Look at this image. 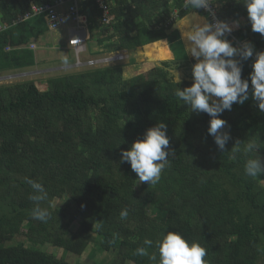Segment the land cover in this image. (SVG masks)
Instances as JSON below:
<instances>
[{
	"label": "trees",
	"instance_id": "16d2710c",
	"mask_svg": "<svg viewBox=\"0 0 264 264\" xmlns=\"http://www.w3.org/2000/svg\"><path fill=\"white\" fill-rule=\"evenodd\" d=\"M56 1L0 0V76L48 63L38 55L54 41L45 16L25 17L31 4ZM213 2L221 20L239 21L232 34L240 42L264 51V36L251 30L242 2ZM107 3L114 18L110 27L102 24L94 1L82 3L88 33L96 32L100 52L134 53L167 40L175 60L129 80L114 63L66 74L57 70L53 75H60L48 83L44 79L45 90L32 80L0 83V264H81L89 248L82 264H159L156 243L167 232L200 243L206 264H264V176L249 177L244 169L247 158L264 160V112L251 95L225 110L220 118L228 122L223 130L231 139L220 150L208 134L211 117L191 111L174 95L193 81L176 82L168 70L188 61L175 24L191 9H184V0ZM175 12L177 19L171 21ZM31 44L37 48L30 49ZM254 60L255 54L242 62V79L249 77ZM159 122L167 125L174 155L158 183L139 188L121 152ZM250 139L258 150L246 157L242 148ZM238 140L241 151L234 152ZM28 178L47 193L39 203L50 213L46 222L32 216L37 205L29 199ZM56 199L62 202L54 206ZM125 208L128 216L122 220ZM17 236L32 246L9 245ZM146 239L153 244L145 245ZM45 246L61 250V258L42 250ZM138 247L157 260L135 255ZM100 253L112 259L96 261Z\"/></svg>",
	"mask_w": 264,
	"mask_h": 264
},
{
	"label": "clouds",
	"instance_id": "9594fccd",
	"mask_svg": "<svg viewBox=\"0 0 264 264\" xmlns=\"http://www.w3.org/2000/svg\"><path fill=\"white\" fill-rule=\"evenodd\" d=\"M238 2H242L247 10L251 30L264 36V0H238ZM213 3V0H184L185 9H204L215 22L210 23L207 18L193 23L186 32L181 33L182 38H185L187 42L186 53L196 60L192 66L194 82L183 90L178 87L174 95L187 104L191 111L207 113L211 117L208 134L213 136L218 148L224 150L231 139L230 133L223 130L228 122L220 118L225 110L231 111L233 104H244L251 95V98L258 103L259 110L264 112V51H256L254 44L250 41L244 42L239 47L235 46V43L227 36L232 35L240 42L232 34L234 29L239 27V21H233L230 24L228 21L216 19L212 8ZM83 11L87 12L84 9ZM254 54L252 71L248 78L242 79V62L249 60ZM117 55L126 56L127 53H112L107 57ZM100 59L103 58L96 60ZM65 62L67 63V59ZM108 65L112 64L103 67ZM103 67H95V69ZM7 77L9 76L2 77V80ZM169 143L167 125L159 122L149 128L142 139L135 141L129 150L121 152V162L130 163L132 171L137 174L140 182L156 184L159 182L162 171L169 164V157L174 155L169 151ZM240 144L241 141H236L232 151H241ZM257 150L258 143L255 139L247 140L243 144L242 151L246 157ZM244 169L249 177L264 176V160L260 156L247 158ZM26 183L32 189L29 199L37 205L32 210L33 218L46 222L50 213L46 208L39 206V203L47 198L44 186L30 178L26 179ZM127 216L128 210L125 208L121 211L120 218L123 220ZM144 244L151 246L153 241L146 239ZM156 247L159 253V264H206L205 248L198 242H189L179 232H167L162 240L156 243ZM134 254L148 257L151 261L157 260V255H150L146 247H138Z\"/></svg>",
	"mask_w": 264,
	"mask_h": 264
},
{
	"label": "rangeland",
	"instance_id": "374dc122",
	"mask_svg": "<svg viewBox=\"0 0 264 264\" xmlns=\"http://www.w3.org/2000/svg\"><path fill=\"white\" fill-rule=\"evenodd\" d=\"M196 15H200L203 17H206L205 14H199V13H195L193 9H191L190 13L188 14V16H191L190 18H194L196 17ZM43 16V15H40ZM207 18V17H206ZM38 21V20H36ZM180 21V20H179ZM178 22V21H177ZM181 24V23H180ZM70 26H74V24H70ZM58 36V37H57ZM53 40L59 45V46H64L66 45V39H67V35H66V31H57L55 33L52 34ZM93 37V38H92ZM92 37H90L89 40H87L86 43V48L87 51H85L84 53L80 54V59L81 61L85 62V61H93L94 59L101 57V55H95L94 56V48L96 45V32H92ZM52 44V42H51ZM97 46V45H96ZM99 47V46H97ZM157 45H151V46H146V47H141L138 48L134 53H131L132 55L136 56L137 59L135 60L134 57L131 56V54H127L125 57V60H118V63L115 64H119L118 66H121L123 69V78L125 80H129L132 78H136L137 76H141L144 73L148 72L149 70H151L153 67L158 66L160 67V62L155 59H151V58H155V56L157 55L158 57L163 56V54H166L163 50H159L156 49ZM100 48V47H99ZM168 54V53H167ZM38 55L39 57H42V59H44L45 61H47L48 63L45 65H37L34 68H30L29 70H26V72L28 73H23V74H19V75H15L17 73L15 72H8V73H4L2 74L3 76H0V83H16L19 81H36L39 85V87L41 88V90H43L44 88H47L48 85L43 86L44 82V77H46V82L48 83V78H53L56 77L57 75H60L61 73H56L55 75H53V73L57 70H52V69H57L61 66H63V68H60V71L63 70L64 72H62L63 74L66 73H72V72H77L78 70H82V69H78L79 68H84L83 66L80 65H76V56L74 54L73 51H55V50H49V49H43V50H39L38 51ZM150 58V59H149ZM65 59H67V63L65 62ZM165 59V58H164ZM196 63V60L194 58L192 59H188V61H182V66L181 68H179L178 70H176L175 65L174 68H170L168 69L169 72L171 73V75L173 76L174 80L176 82L187 79L190 81H193V76H192V66ZM109 64H114V63H109ZM88 66L90 65L89 63L87 64ZM117 66V65H114ZM87 69H94V67H86ZM45 69H50L47 74L44 75H39L37 72L38 70H45ZM77 70V71H76ZM147 70V71H145ZM58 71V72H60ZM145 71V72H143ZM6 79L2 80V77L4 76H8ZM53 76V77H52ZM144 81V79H143ZM194 82V81H193ZM46 83V84H47ZM261 183H264V181L261 180ZM146 184H150L149 182H140L139 180L137 181V186L139 188H141V186H145ZM60 200L56 199L53 203L54 206L60 205ZM24 245L26 247H30L32 246V244L30 242H28V240L22 236H17L15 237V239L9 243V245ZM35 248H37L35 246ZM44 251H47L53 255H55L58 258H61L62 256V251L59 249H48L47 246L41 248ZM89 248L85 254L83 255V257L78 260L79 263L82 264V262L84 261L85 257L87 256V254H89L90 252ZM104 258H108V261L112 259V255L110 254H98L96 256V261L102 260ZM74 260V256L69 257V261H73Z\"/></svg>",
	"mask_w": 264,
	"mask_h": 264
},
{
	"label": "built area",
	"instance_id": "2783aa9c",
	"mask_svg": "<svg viewBox=\"0 0 264 264\" xmlns=\"http://www.w3.org/2000/svg\"><path fill=\"white\" fill-rule=\"evenodd\" d=\"M94 1L98 8L101 10V20L104 26L110 27L114 22V18L111 17L110 12L111 9L107 3V0H57L54 5L44 4L42 6H38L35 4H31V15L28 14L25 19H28L31 16H39L44 15L46 20V25L50 32H55L62 27L66 26L67 23L74 24V26L68 27V46L73 49V52L76 56V65H80L83 67H103L109 63L115 62L117 60H123L126 57L124 55L111 56L107 58H103L100 60H94L91 62L83 63L80 59V54L86 51V42L88 39V13L83 11L82 3ZM213 11L215 13V18L220 19L217 12L216 5H212ZM185 9V8H184ZM202 12L206 14V17L210 21V23H214L215 20L213 17L204 9H201ZM177 19V12L174 13L173 19L174 21ZM2 29V28H1ZM227 37L231 38V41L235 43V46L239 47L243 43L238 42L232 35ZM37 47L34 44L30 45V49L35 50ZM90 64L89 66L87 64ZM79 68V67H78Z\"/></svg>",
	"mask_w": 264,
	"mask_h": 264
},
{
	"label": "crops",
	"instance_id": "0c3cea01",
	"mask_svg": "<svg viewBox=\"0 0 264 264\" xmlns=\"http://www.w3.org/2000/svg\"><path fill=\"white\" fill-rule=\"evenodd\" d=\"M86 4L87 3H84V5L86 6ZM191 16H186L185 18H183V19H181L180 21H178L176 24H175V28H177L178 30H179V33H180V36H181V41H182V43L184 44V47H186V39L185 38H182V32H186L190 27H191V25L193 24V23H196V22H201V21H203V20H206L207 18L206 17H203V16H200V15H196V17H194V18H190ZM208 20V19H207ZM209 22V21H208ZM181 23V24H180ZM70 24L71 23H67V25L66 26H64V27H62L61 29H59L58 31H66V35H67V39H66V45H64V46H59L55 41H52V44L50 45L51 47L49 48V50H55V51H73V49L71 48V47H69L68 46V27L70 26ZM70 28V27H69ZM56 32V31H55ZM55 32H50L51 34H53V33H55ZM58 37V36H57ZM90 37H91V34L90 33H88V40L90 39ZM159 44H161V45H159ZM96 45H97V43H96ZM95 45V47L96 48H94V56L95 55H101V57H98V58H96V59H99V58H105V57H107V56H109V55H111V54H104L103 52H100L102 49L101 48H99V47H97ZM151 45H157V47H156V49H158L159 48V50H163L165 53H168L167 54V58L166 59H164V58H160V57H158L157 55L155 56V58H151V59H155V61L156 60H158V61H161L160 62V66H161V63L162 62H164V61H170V62H172L173 63V61L175 60V53H173V51L171 50V47H170V45H169V43H168V41L167 40H162V41H159V42H156V43H153V44H149V45H146V46H151ZM146 46H144V47H146ZM86 51H87V48H86ZM86 53V52H85ZM75 54V53H74ZM128 54V53H127ZM129 54H131V53H129ZM187 55H188V59L190 60V59H192L193 57L189 54V53H187ZM131 56L132 57H134V59L136 60L137 59V57L136 56H134V55H132L131 54ZM96 59H94V60H96ZM150 59V58H149ZM83 62V61H82ZM87 62H91V60H89V61H85V62H83V63H87ZM178 67L176 68V70H178L179 68H181V66L183 65L182 64V62L181 63H178V64H176ZM155 67H158V66H155ZM60 68H63V66H61V67H59V68H55V69H52V70H60ZM80 69V68H79ZM50 69H45V70H38L37 72H35V73H38L39 75H44V74H47L48 72H51V71H49ZM145 71H147V70H145ZM145 71H143V72H145ZM44 78H46V77H44ZM43 83H45V84H43V86H45V85H47L46 84V82L44 81ZM39 86V85H38ZM40 88V87H39ZM41 89V88H40ZM45 89H47V88H44L43 90H45Z\"/></svg>",
	"mask_w": 264,
	"mask_h": 264
},
{
	"label": "bare ground",
	"instance_id": "6f19581e",
	"mask_svg": "<svg viewBox=\"0 0 264 264\" xmlns=\"http://www.w3.org/2000/svg\"><path fill=\"white\" fill-rule=\"evenodd\" d=\"M144 47V46H143Z\"/></svg>",
	"mask_w": 264,
	"mask_h": 264
}]
</instances>
